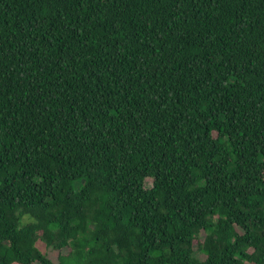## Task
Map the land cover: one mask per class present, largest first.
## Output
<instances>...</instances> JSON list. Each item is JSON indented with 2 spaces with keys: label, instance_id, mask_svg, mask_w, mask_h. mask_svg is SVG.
Masks as SVG:
<instances>
[{
  "label": "trees",
  "instance_id": "trees-1",
  "mask_svg": "<svg viewBox=\"0 0 264 264\" xmlns=\"http://www.w3.org/2000/svg\"><path fill=\"white\" fill-rule=\"evenodd\" d=\"M0 264H264V0H0Z\"/></svg>",
  "mask_w": 264,
  "mask_h": 264
},
{
  "label": "rangeland",
  "instance_id": "rangeland-1",
  "mask_svg": "<svg viewBox=\"0 0 264 264\" xmlns=\"http://www.w3.org/2000/svg\"><path fill=\"white\" fill-rule=\"evenodd\" d=\"M42 247L44 248V246H42ZM196 249H197V248H196ZM49 253H50V256H51L53 259L56 260L58 253H57L56 251L52 250V249H49ZM196 254H197L199 257L202 256V254H201L200 252H198V251L196 252Z\"/></svg>",
  "mask_w": 264,
  "mask_h": 264
}]
</instances>
